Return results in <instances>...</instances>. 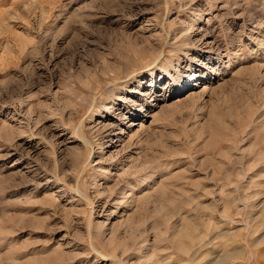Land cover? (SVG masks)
<instances>
[{"label":"rangeland","instance_id":"rangeland-1","mask_svg":"<svg viewBox=\"0 0 264 264\" xmlns=\"http://www.w3.org/2000/svg\"><path fill=\"white\" fill-rule=\"evenodd\" d=\"M0 264H264V0H0Z\"/></svg>","mask_w":264,"mask_h":264},{"label":"bare ground","instance_id":"bare-ground-1","mask_svg":"<svg viewBox=\"0 0 264 264\" xmlns=\"http://www.w3.org/2000/svg\"><path fill=\"white\" fill-rule=\"evenodd\" d=\"M183 90H184V89H183ZM181 91H182V89L179 90V92H181Z\"/></svg>","mask_w":264,"mask_h":264}]
</instances>
